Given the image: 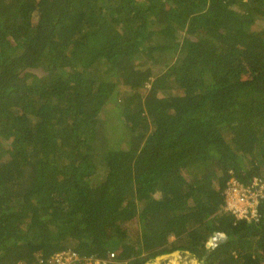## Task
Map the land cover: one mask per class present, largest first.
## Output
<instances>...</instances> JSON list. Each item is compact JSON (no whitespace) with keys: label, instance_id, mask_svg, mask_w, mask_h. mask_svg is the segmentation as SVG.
<instances>
[{"label":"trees","instance_id":"16d2710c","mask_svg":"<svg viewBox=\"0 0 264 264\" xmlns=\"http://www.w3.org/2000/svg\"><path fill=\"white\" fill-rule=\"evenodd\" d=\"M257 23L264 0H0V264H264V203L223 211L231 178H264Z\"/></svg>","mask_w":264,"mask_h":264},{"label":"built area","instance_id":"2783aa9c","mask_svg":"<svg viewBox=\"0 0 264 264\" xmlns=\"http://www.w3.org/2000/svg\"><path fill=\"white\" fill-rule=\"evenodd\" d=\"M223 211L237 220L256 221L259 218L258 206L264 203V178L253 177L249 183L243 184L231 178L224 190ZM224 238L222 234H214L207 242V248L216 247ZM21 264V263H15ZM35 264H123L117 259L114 250H110L104 258L94 256L82 257L72 250H62L50 257H37Z\"/></svg>","mask_w":264,"mask_h":264},{"label":"rangeland","instance_id":"374dc122","mask_svg":"<svg viewBox=\"0 0 264 264\" xmlns=\"http://www.w3.org/2000/svg\"><path fill=\"white\" fill-rule=\"evenodd\" d=\"M128 22H131L130 20ZM259 28L264 27L263 23H257ZM126 91V89L124 90ZM115 105V104H114ZM116 106V105H115ZM100 119L102 123H104L103 128H105V135L109 139L111 143L114 144L116 147H120L127 142V136H128V124H123L122 117L119 115L118 107L116 108L111 105H107L100 113ZM123 122V123H122ZM181 173L187 177L185 172ZM155 197H158V194H155ZM134 228H132V231ZM177 252V254L175 253ZM169 254H165V256H159L157 259H153L152 261H149L147 264H150V262H153V264L162 261L164 259H168L169 263L172 261L173 263L176 262V264H198L199 262L203 264V262L199 261L196 258L190 257L187 253H180L179 251H175ZM199 263V264H200Z\"/></svg>","mask_w":264,"mask_h":264},{"label":"crops","instance_id":"0c3cea01","mask_svg":"<svg viewBox=\"0 0 264 264\" xmlns=\"http://www.w3.org/2000/svg\"><path fill=\"white\" fill-rule=\"evenodd\" d=\"M163 256H165V255H163ZM154 263V261L153 262H150V264H153ZM200 263V262H199ZM198 263V264H199ZM155 264H170L169 263V260L168 259H164L163 258V260L162 261H159V262H157V263H155ZM201 264V263H200Z\"/></svg>","mask_w":264,"mask_h":264},{"label":"water","instance_id":"95a60500","mask_svg":"<svg viewBox=\"0 0 264 264\" xmlns=\"http://www.w3.org/2000/svg\"><path fill=\"white\" fill-rule=\"evenodd\" d=\"M175 253L177 254V252H175ZM157 258H158V257H157ZM157 258H156V259H157Z\"/></svg>","mask_w":264,"mask_h":264}]
</instances>
